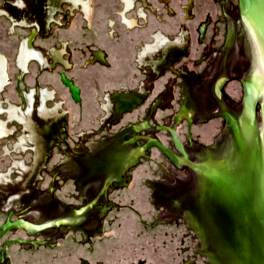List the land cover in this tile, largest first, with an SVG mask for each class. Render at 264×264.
<instances>
[{"label": "water", "instance_id": "1", "mask_svg": "<svg viewBox=\"0 0 264 264\" xmlns=\"http://www.w3.org/2000/svg\"><path fill=\"white\" fill-rule=\"evenodd\" d=\"M22 220L10 223L6 221ZM2 225V226H1ZM0 231L12 230L0 240L12 243L4 248L5 261L0 264H64L58 251L38 222L30 207L0 166Z\"/></svg>", "mask_w": 264, "mask_h": 264}, {"label": "flooded vegetation", "instance_id": "2", "mask_svg": "<svg viewBox=\"0 0 264 264\" xmlns=\"http://www.w3.org/2000/svg\"><path fill=\"white\" fill-rule=\"evenodd\" d=\"M12 215V213L7 217V219H6V221L3 223V225L7 222V221H9L10 223H14V222H20V221H22V220H15V221H12L11 222V218H10V216ZM2 226V225H1ZM0 226V227H1ZM12 230H18V228L16 227V228H14V229H11V230H8V231H6V232H2V231H0V240L4 237V235L6 234V233H8V232H11ZM12 243H9V241H5L2 245H0V260H1V262L3 263L4 261H5V257H4V255H5V250H4V248L6 247V245L7 246H9V245H11Z\"/></svg>", "mask_w": 264, "mask_h": 264}]
</instances>
